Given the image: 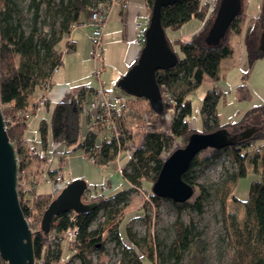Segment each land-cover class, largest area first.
<instances>
[{
  "label": "trees",
  "instance_id": "16d2710c",
  "mask_svg": "<svg viewBox=\"0 0 264 264\" xmlns=\"http://www.w3.org/2000/svg\"><path fill=\"white\" fill-rule=\"evenodd\" d=\"M111 1L28 0L25 8L22 0H0V100L7 134L15 144L19 156V169H25L29 176H32L31 183L34 185L36 184L34 177L36 178L41 171L38 168L40 161H45L46 157L41 149L38 150L33 144L29 145L26 136L29 119L35 114L37 105V101L32 102L31 96L37 86L43 89L41 96L45 95L48 86H52L55 69H59L63 64L64 54L73 49V44L69 42L65 51L61 48V41L80 24L81 13L101 4L108 5ZM146 3L150 18L154 0H146ZM220 3L221 0H215L211 7L208 0H178L163 7L162 24L168 45L177 53L178 61L175 66L156 72L163 100V105L159 109L154 108L147 98L136 97L120 87V80L117 82L116 85L121 92L131 96L121 103L119 115L115 116L121 131L119 138L111 136L104 125H91L86 137L80 139L77 136L87 95L97 92L98 89L85 86L69 100L54 103L50 114V130L54 141L75 140L77 142L75 148L82 149L83 154L90 158L94 157L97 164L106 167L115 161L121 152L131 151L128 162L122 168L123 177L128 184L127 186L122 184L120 188L103 194L110 186L109 182L100 190L91 189V184L88 183L83 201L98 200V206L88 212L76 213L75 221L70 219V211L54 216L47 235L41 230V222L44 211L56 196L54 190L37 192L35 189L33 192H26L20 188V204L33 233L35 264H70L74 258L80 259L81 264H93L92 252L104 251L106 231L109 233V239L115 240L117 245L121 246L125 254L123 264H158L159 259V264L180 263L185 251L197 237L195 226L185 225L178 218L173 224L175 233L167 245V250L165 246L164 250H161L160 241L153 240V244L150 245L145 237H138L130 224L126 227L124 238L119 226L123 218L124 203L132 190L146 189L151 199L150 203L155 208L160 206L163 199L171 200L155 191V182L164 163L175 151L185 148L195 135L210 136L231 125L222 123L218 116V102L225 92L219 88L217 80L221 77V61L233 53L236 33L241 32L242 25L249 17L248 0H241L238 16L231 22L226 32L221 36L217 35L216 38H210ZM193 18L204 24L189 39L183 37L172 39L169 36V29H180ZM263 32L264 0H260L259 11L253 17L252 26L244 41L248 62L243 73L244 80L250 75L253 64L264 58V49L260 45ZM140 54L130 68L137 63ZM206 75L212 80V84L203 99L200 109L202 125L199 127L190 123L191 100L185 99L183 93L171 90L182 85H185L186 91L196 88ZM235 90L239 100L249 99L252 95L245 82L238 84ZM166 93L171 97L166 98ZM142 101L147 103L150 125L158 122L159 116L166 115L170 109H174L175 113L166 130L148 128L140 142L135 143L134 133L123 122V117L126 109H137ZM255 111H264V105H258L244 115ZM101 129L107 130L108 133L107 137H102L98 142ZM39 131L42 146L46 147L48 126L44 121L41 122ZM258 138L263 139L262 144L253 147L254 140ZM205 147H211L215 151L213 153L215 156L221 150H226L236 167L233 172L228 173L221 188H217V192L224 195L222 198L224 209H227L229 204L231 186L247 174L250 166L255 170L260 169L259 177L250 184L248 196L245 199L237 198L244 207V213L242 218L231 215L235 228L230 242L234 249L232 264H264V132H257L250 139L241 141L235 139L217 148L211 145L203 146L201 150ZM33 161H36L35 165H32ZM196 165L195 156L183 174V179L192 186L193 200L189 199L182 203L171 201L180 208L187 207L202 212L204 202L211 196V189L197 183ZM56 171L57 169L49 171L51 179ZM145 180L151 182V189L144 187ZM233 196L236 197L235 194ZM101 210L105 218L103 226L101 224L93 228L92 223ZM141 217L150 227L151 215L143 214ZM74 224L78 225L79 234L75 249H68L63 246L61 237L64 231ZM52 236H57L58 240H51ZM65 250L67 253L63 254ZM0 264L7 263L0 257Z\"/></svg>",
  "mask_w": 264,
  "mask_h": 264
},
{
  "label": "rangeland",
  "instance_id": "374dc122",
  "mask_svg": "<svg viewBox=\"0 0 264 264\" xmlns=\"http://www.w3.org/2000/svg\"><path fill=\"white\" fill-rule=\"evenodd\" d=\"M215 1V0H214ZM213 0L208 2L211 7L214 3ZM259 1L260 0H248V19L244 22L241 27L245 32L248 24L252 23L253 17L259 11ZM28 0H22V5L27 7ZM91 12L90 9L81 13V18L84 19L87 14ZM27 15H30L27 13ZM199 19H191L185 23L180 29H169L170 36L183 37L184 39H189L192 33V26ZM252 26V25H251ZM244 33H236L235 36V48L233 56H229L224 59L221 64V69L223 65L230 63L225 69L231 70L227 71L225 78H220L218 82L227 85L229 88L225 95L221 96L218 102V113L219 118L222 123H230L231 125L226 128L228 134L222 132L219 134L220 144H225L232 142L237 138L236 132L240 129L243 124L255 125L258 128V132H264V111L251 112L248 115H244L248 110L258 106L264 105V59L261 58L253 68L252 79L250 80V87L252 95L249 99L239 100L236 95V85L238 83L246 82L238 81L233 72L239 70L241 72L239 65L235 64V61H240L239 50L244 52L243 46ZM243 48V49H242ZM71 53H65L69 56ZM94 64H97L94 56L92 57ZM77 62V60H76ZM235 64V65H234ZM95 69V67H94ZM223 69V71L225 70ZM63 69L58 72L57 75L61 73ZM225 70V71H226ZM245 71V70H244ZM244 73V72H243ZM238 75V74H237ZM93 82L98 84L99 78L96 74H92ZM212 80L209 76H205L203 82L196 88L189 89L185 92L187 99L191 100L192 103V113L190 115V123L194 126L201 127L202 119L200 109L203 104V99L207 93L208 88L211 86ZM186 89L185 85L181 87L175 86L172 92H179L180 90ZM110 91V90H109ZM113 95V93H112ZM125 99L131 96L123 94ZM147 103L142 101L139 103L138 108H131L133 112L129 113L127 116L126 126L133 127L135 130L134 139L135 143H139L144 131L148 128L164 131L167 128L166 123L172 117V112L169 110L166 115L159 116L158 122L150 125V120L147 115ZM144 111V112H142ZM47 114L42 112L36 113L31 117V126L27 130V135L32 139L33 144H37L39 148L48 153V159L44 161L41 165V172L47 176L50 174V170L55 166L60 168L62 164V159L59 162V155L63 153L65 159L64 166L60 169L64 174V181L70 182L76 178H84L89 182L91 189H102V186L106 184L107 176L105 170L101 165L93 163L89 156L83 154V150L80 148H75L77 142L75 140L69 142L56 141L52 138L51 131L50 134V148L47 150L46 147L42 146L41 136L38 131L39 122L42 117ZM34 119L33 122L32 120ZM88 125L84 119V124L80 126L78 137L84 138L88 133ZM222 131H225L222 130ZM221 132V131H220ZM39 135V137H38ZM263 139H255L254 146L262 144ZM57 147H56V146ZM61 145V147H59ZM215 151L211 147H205L200 150L196 155L197 165L195 167V172L197 174V183L202 184L206 188L211 189V196L204 202L203 211L198 212L195 209L183 207L180 208L175 205L171 200L163 199L158 208H155L150 203L149 193L146 189H135L132 190L123 207V218L119 226L120 233L125 238L126 227L130 224L134 231L137 232L138 237H145L147 242L152 245L153 240L156 242H161V250H167V245L171 242L174 236V222L180 218L185 225L195 226L196 239L190 246V248L185 251L182 260L179 264H232V255L234 249L231 246L230 237L234 232L233 218L231 215L236 216V218L243 217L244 207L238 199H245L249 193V187L251 182L259 177L260 169L255 170L250 166L248 168L247 174L240 177L236 184L231 186V193L229 196V204L227 209L223 208L222 198L223 194L217 192V188H221V185L225 182L228 177V173L233 172L236 167L226 150H221L216 156L213 155ZM56 154L55 161L53 157ZM264 166V160H263ZM53 168V170H55ZM52 171V170H51ZM40 174V173H39ZM38 174V175H39ZM80 175V176H79ZM83 175V176H82ZM144 187L151 189V182L145 180ZM236 195V197L233 196ZM238 198V199H237ZM193 200V197H190ZM143 214L151 215V226L148 227L146 221L141 217ZM105 221L103 211L98 213L97 218L92 223V227H97ZM105 245L104 251H93L92 259L93 264H123V258L125 254L121 249V246L117 245L115 240L109 239V233H105ZM67 251H63L66 254ZM125 262V261H124ZM160 263V259L157 261ZM55 264V263H54ZM70 264H81L80 259L74 258ZM149 264V263H148ZM166 264V263H165Z\"/></svg>",
  "mask_w": 264,
  "mask_h": 264
},
{
  "label": "water",
  "instance_id": "95a60500",
  "mask_svg": "<svg viewBox=\"0 0 264 264\" xmlns=\"http://www.w3.org/2000/svg\"><path fill=\"white\" fill-rule=\"evenodd\" d=\"M177 1L154 0L138 61L119 81L120 87L136 97L147 98L156 109L163 105L156 72L171 68L178 61L177 53L168 45L162 24V9ZM240 7L241 0H221L209 37L223 35L238 16ZM260 45L264 49V32ZM222 132L210 136L195 135L185 148L175 151L164 163L155 182V191L177 203L189 200L193 190L191 184L183 179V174L203 146L217 145ZM254 133L255 130L242 134L240 140L250 139ZM18 175L19 156L7 134L0 100V257L7 264H35L33 233L20 204ZM87 188L88 182L84 178H76L65 184L43 213L41 230L45 235L50 232L54 216L69 211L84 213L98 206V200L83 201Z\"/></svg>",
  "mask_w": 264,
  "mask_h": 264
},
{
  "label": "crops",
  "instance_id": "0c3cea01",
  "mask_svg": "<svg viewBox=\"0 0 264 264\" xmlns=\"http://www.w3.org/2000/svg\"><path fill=\"white\" fill-rule=\"evenodd\" d=\"M106 7L108 9V13H107V19H106V24H105L104 33H103V47H102V55L100 59L102 67L99 72V75H97L99 78L98 84L93 82V79H92V74L95 73L94 67H96V64H94V61L92 59L93 45L91 42V33H92L93 27H92V22L90 19V13L87 14L84 19H82L80 16V19H79L80 24L76 25L71 31L70 35L68 37H65L61 41L62 49L66 51L69 42L73 44V49L67 52L71 54L69 56L67 55L64 56L63 64L53 74L52 86L50 87L51 89L49 93L46 95L47 99L45 102V108L40 111L42 112V115H44V113L47 114L46 116L42 117L39 122V124H41V122L44 121L48 126V136H47L48 142L46 145L47 150H49L50 148V134H49V132L51 131L50 130V114H51L54 103H56L57 101L69 100L73 94L77 93L78 90H80L82 87H85V86H91L98 90L100 89H105L108 91L110 90L109 92H111V95L112 93L120 94L122 97V101L124 102L126 100L123 93L121 92V90L116 84L122 78V76L129 70L130 65L136 60V58L138 57V55L140 54L142 50V45L141 43L138 42V39L142 37L144 30L148 27L149 20H150L149 9H148L146 0H127L126 3L120 0H117V1H112L111 3L106 5ZM203 24L204 23L202 21L199 22L195 20V23L191 27L192 28L191 36L195 34L196 32H198L203 27ZM251 25L252 23L248 24V27L245 32L243 31V29L241 30V32L244 33V37L242 40L243 45L240 44V46H243V48H244L245 37ZM170 37L174 39V38H177L178 36L177 37L170 36ZM230 56L234 57L233 53ZM238 57L240 61L238 62L235 61V64L239 65L241 63L240 67H238V68H241V72L240 74L238 72L239 70L233 72V74L236 77H238L236 82L241 81V80L244 81L243 72L244 70L247 69V63H248L245 49H244V52H241V50H239ZM259 60H257L253 64L250 75L245 80L246 81L245 83L248 85L250 90H251L250 80L252 79V74H253L252 70L255 64ZM222 61H221V64H222ZM229 64H230L229 62L227 64H224L223 69H225ZM61 68L63 70L61 71L59 75H57L58 72L61 70ZM232 68L227 69V70L225 69L226 71L225 70L223 71V69H221V66H220V74H221L220 78L221 79L225 78L227 71L231 70ZM221 82L222 81L217 82V84L219 88H221V90H223L226 93L227 91H229L228 90L229 88L227 87V85L225 84L223 85ZM179 92L183 93V97L187 99L185 95L186 89L184 90L181 89ZM42 94H43L42 87L37 86L31 96L32 102L35 103ZM95 94H96V91L93 92L92 94L87 95L86 103L82 111L81 125L84 124V119H85L88 125V130H90L92 124H91L90 116L89 114H87L86 111H87L89 102L94 99ZM131 112H133V110L131 109H126L124 111L123 122L125 124L127 123L126 122L127 116ZM171 112L173 113L172 114V117H173L175 113L174 109H172ZM218 116H219V113H218ZM171 118L169 119V121L171 120ZM32 121L36 122L34 121V119ZM169 121L166 123V125H168ZM220 121L222 122L221 119ZM30 126H31V118L29 119L28 129L30 128ZM130 129L133 133H135V130L133 127H130ZM38 131H39V127H38ZM107 133H108L107 130L101 129L99 131L98 142L100 141V139H102V137H105ZM26 136L29 139V145L33 144L31 142L32 139L27 135V131H26ZM56 141H61V143L65 142L62 140H55L54 142ZM37 144L36 145L33 144V146H35L39 150L40 148ZM59 147H61V145ZM32 150H34V148H32ZM130 152L128 150L121 152L118 155V157L115 159V161L111 162L109 166L107 167L101 166L105 170V173L107 176L106 183L108 182L110 183V186H108L107 189H105L103 194H106L112 190L120 188L122 184L123 186L124 185L127 186L128 182L123 177L122 168L128 162L130 158V154H131ZM42 154L46 157V160H47L48 153L46 151H43ZM55 158H56V154L53 157V161H55ZM63 158H64V155L63 153H61L59 155V162ZM43 162L44 160L40 161L41 164ZM64 162H65V159H64ZM35 164H36V161H33L32 165H35ZM41 164L38 167L40 170L42 168ZM53 168L55 169V166ZM53 168L51 170H53ZM34 179L36 180L35 189L37 190V192H46V191L54 190V187L51 183V174L47 176L46 174H43V172L40 171V174L36 178L34 177ZM63 183L66 184L68 182L63 181Z\"/></svg>",
  "mask_w": 264,
  "mask_h": 264
},
{
  "label": "built area",
  "instance_id": "2783aa9c",
  "mask_svg": "<svg viewBox=\"0 0 264 264\" xmlns=\"http://www.w3.org/2000/svg\"><path fill=\"white\" fill-rule=\"evenodd\" d=\"M117 1V0H112ZM111 1V2H112ZM124 3L127 0H120ZM108 9L106 5L101 4L98 7L94 8L90 12V19L92 22V33H91V42L93 45V56L97 61L95 72L99 75L101 70V55H102V47H103V33L106 24ZM138 42L143 46L145 42V33L142 34V37L138 39ZM67 50V49H66ZM58 68L55 69L57 71ZM50 86L47 87V92L45 95L40 96L37 100V105L35 107V114L40 112L45 108L46 95L50 91ZM171 97L169 93H166V98ZM122 97L120 94H113L105 89H100L96 92L95 97L92 101L89 102L87 108V114L91 116V124L94 126L104 125L110 131V135H114L116 138L121 136V131L119 129V125L115 119L116 115H119V107L122 103ZM33 111V112H34ZM107 137V136H106ZM260 150V148H257ZM33 151V150H32ZM85 155V154H84ZM93 162L96 163L94 157L91 158ZM65 162L62 160V164H60V168H57L53 178L51 179V183L54 187V192L57 195L61 189L65 186L63 183L64 176L63 172L60 170L64 166ZM32 176H29L25 169H19L18 175V189H23L26 192H33L35 190V185L31 183ZM70 219L72 221L76 220V212L70 211L69 213ZM79 234V227L77 224L69 226L63 233L61 237V241L63 246L68 249H75L76 239ZM51 240H58L57 236H52Z\"/></svg>",
  "mask_w": 264,
  "mask_h": 264
},
{
  "label": "flooded vegetation",
  "instance_id": "af4514ba",
  "mask_svg": "<svg viewBox=\"0 0 264 264\" xmlns=\"http://www.w3.org/2000/svg\"><path fill=\"white\" fill-rule=\"evenodd\" d=\"M252 130H255V133L253 134V136L258 132V128L255 126V125H251V124H243L240 126V129H238V131L236 132V136H237V140L241 141L240 140V137L241 135L243 134H249ZM226 134H228V132L225 130L224 131ZM252 136V137H253ZM251 137V138H252ZM224 144H220V143H217V145H213L214 148H217V147H220Z\"/></svg>",
  "mask_w": 264,
  "mask_h": 264
}]
</instances>
